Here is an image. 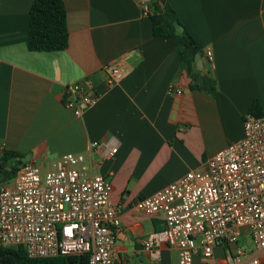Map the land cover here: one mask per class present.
<instances>
[{"label": "crops", "instance_id": "1", "mask_svg": "<svg viewBox=\"0 0 264 264\" xmlns=\"http://www.w3.org/2000/svg\"><path fill=\"white\" fill-rule=\"evenodd\" d=\"M63 1L68 46L44 52L26 47L32 0H0V153L15 150L43 165L67 152L85 154L111 183L120 263L176 264L177 251L167 244L159 259L143 248L163 221L131 202L238 140L253 100L264 116V0H167L201 45L202 68H195L214 78L216 98L191 89L174 43L152 34L144 14L150 0ZM114 64L123 73L107 85ZM82 79L98 98L77 117L61 93ZM168 85L181 93H168ZM112 143L117 150L109 154Z\"/></svg>", "mask_w": 264, "mask_h": 264}, {"label": "built area", "instance_id": "2", "mask_svg": "<svg viewBox=\"0 0 264 264\" xmlns=\"http://www.w3.org/2000/svg\"><path fill=\"white\" fill-rule=\"evenodd\" d=\"M122 73L120 64L107 67L106 84ZM167 92L181 90L168 85ZM97 98L87 79L64 85L61 93L77 117ZM116 150L112 143L109 154ZM111 188L80 152L45 165L24 160L11 183L0 182V246H21L32 258L86 254L88 264H121L114 253L119 209L110 201ZM131 207L163 221V229L143 242L153 259L167 244L177 251L176 264H264V116L246 113L238 140ZM248 239L252 246L245 245Z\"/></svg>", "mask_w": 264, "mask_h": 264}, {"label": "trees", "instance_id": "3", "mask_svg": "<svg viewBox=\"0 0 264 264\" xmlns=\"http://www.w3.org/2000/svg\"><path fill=\"white\" fill-rule=\"evenodd\" d=\"M146 15L152 34L170 39L180 56V62L190 76L189 87L216 98L214 78L195 68L194 55L201 54V45L194 40L179 20L167 0H150ZM68 46L66 8L63 0H32L28 10L26 47L30 51H59ZM248 113L261 115L256 99ZM24 155L15 150L0 153V182L14 176L23 163ZM13 162V163H12ZM0 264H88L86 254H58L50 257H29L21 246H0Z\"/></svg>", "mask_w": 264, "mask_h": 264}, {"label": "rangeland", "instance_id": "4", "mask_svg": "<svg viewBox=\"0 0 264 264\" xmlns=\"http://www.w3.org/2000/svg\"><path fill=\"white\" fill-rule=\"evenodd\" d=\"M12 163H13V162H12ZM14 176H15V175H14ZM14 176H11L9 179H6L5 181L11 183V182L13 181V179H14ZM242 244H244V243L240 240V241L238 242V245L241 246ZM245 245H247V246H252V242L248 239V240H247V243H245ZM214 253H215V257H220V255H221V251H220L219 248H216V249L214 250Z\"/></svg>", "mask_w": 264, "mask_h": 264}, {"label": "water", "instance_id": "5", "mask_svg": "<svg viewBox=\"0 0 264 264\" xmlns=\"http://www.w3.org/2000/svg\"><path fill=\"white\" fill-rule=\"evenodd\" d=\"M194 61H195L196 68L201 69L202 68V60H201L200 55L198 53H196L194 55Z\"/></svg>", "mask_w": 264, "mask_h": 264}]
</instances>
